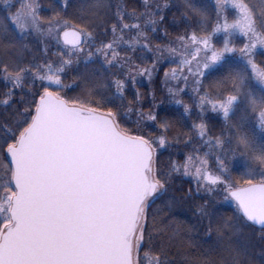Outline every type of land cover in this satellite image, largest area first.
Masks as SVG:
<instances>
[{"label": "snow or ice", "instance_id": "6c2138e0", "mask_svg": "<svg viewBox=\"0 0 264 264\" xmlns=\"http://www.w3.org/2000/svg\"><path fill=\"white\" fill-rule=\"evenodd\" d=\"M0 264H264V0H0Z\"/></svg>", "mask_w": 264, "mask_h": 264}, {"label": "trees", "instance_id": "16d2710c", "mask_svg": "<svg viewBox=\"0 0 264 264\" xmlns=\"http://www.w3.org/2000/svg\"><path fill=\"white\" fill-rule=\"evenodd\" d=\"M161 77H162V73H161ZM141 91H144V89H141Z\"/></svg>", "mask_w": 264, "mask_h": 264}, {"label": "rangeland", "instance_id": "374dc122", "mask_svg": "<svg viewBox=\"0 0 264 264\" xmlns=\"http://www.w3.org/2000/svg\"><path fill=\"white\" fill-rule=\"evenodd\" d=\"M258 59H259V57H258Z\"/></svg>", "mask_w": 264, "mask_h": 264}]
</instances>
